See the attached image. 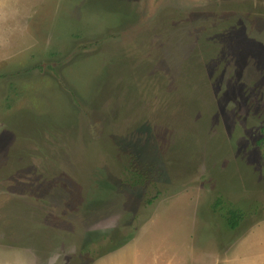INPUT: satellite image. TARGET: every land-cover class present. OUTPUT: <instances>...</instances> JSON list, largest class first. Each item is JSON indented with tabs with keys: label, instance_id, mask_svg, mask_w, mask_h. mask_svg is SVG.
<instances>
[{
	"label": "rangeland",
	"instance_id": "1",
	"mask_svg": "<svg viewBox=\"0 0 264 264\" xmlns=\"http://www.w3.org/2000/svg\"><path fill=\"white\" fill-rule=\"evenodd\" d=\"M0 264H264V0H0Z\"/></svg>",
	"mask_w": 264,
	"mask_h": 264
},
{
	"label": "trees",
	"instance_id": "2",
	"mask_svg": "<svg viewBox=\"0 0 264 264\" xmlns=\"http://www.w3.org/2000/svg\"><path fill=\"white\" fill-rule=\"evenodd\" d=\"M133 173H131L133 176L137 177V180L138 178L141 180L142 177L140 176V172H136V170H132ZM218 204V202H217ZM242 212L240 210H236V209H228L227 210V216H225V220H226V224L228 225V227L230 229H234L238 226L239 224V221L242 219Z\"/></svg>",
	"mask_w": 264,
	"mask_h": 264
}]
</instances>
